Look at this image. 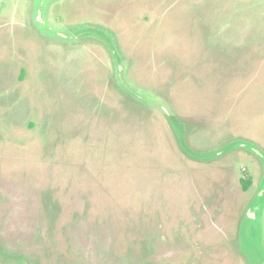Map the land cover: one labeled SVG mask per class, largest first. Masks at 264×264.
I'll return each instance as SVG.
<instances>
[{"label": "rangeland", "instance_id": "obj_1", "mask_svg": "<svg viewBox=\"0 0 264 264\" xmlns=\"http://www.w3.org/2000/svg\"><path fill=\"white\" fill-rule=\"evenodd\" d=\"M263 189L264 0H0V264H264Z\"/></svg>", "mask_w": 264, "mask_h": 264}, {"label": "water", "instance_id": "obj_2", "mask_svg": "<svg viewBox=\"0 0 264 264\" xmlns=\"http://www.w3.org/2000/svg\"><path fill=\"white\" fill-rule=\"evenodd\" d=\"M262 197H264V189H263V192H262V194H260V197L259 198H257V200H256V202L258 201V202H260L263 198ZM257 204H255L253 207H255ZM252 213V212H251ZM259 224H260V220H259ZM257 225H258V222H256V220H255V227H257Z\"/></svg>", "mask_w": 264, "mask_h": 264}]
</instances>
